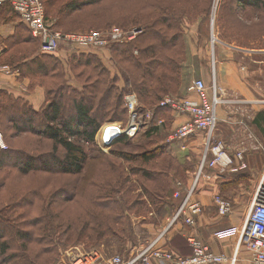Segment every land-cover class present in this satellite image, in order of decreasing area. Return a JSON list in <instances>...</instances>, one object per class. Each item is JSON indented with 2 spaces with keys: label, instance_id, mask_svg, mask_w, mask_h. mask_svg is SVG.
I'll return each instance as SVG.
<instances>
[{
  "label": "rangeland",
  "instance_id": "rangeland-1",
  "mask_svg": "<svg viewBox=\"0 0 264 264\" xmlns=\"http://www.w3.org/2000/svg\"><path fill=\"white\" fill-rule=\"evenodd\" d=\"M68 1L70 0H57V5L51 7L48 3L49 0H45L47 12L52 21L56 18V8L60 6V3ZM95 1L74 0V5H79L81 2L88 4L81 11L74 14L76 25L81 27L76 28L73 23L72 28H59L68 31L108 30L109 28L120 26L143 27L150 17L158 15L174 16L177 19L179 23L177 50L181 52L179 59H184L185 61L180 69L183 83L176 93L168 94V96L176 98L186 96L188 94L187 87L191 80L195 78H204L210 84L211 79L216 75L218 79L221 77L228 82V71L231 68L236 72L239 65H244V67L248 66L250 71L254 60L262 59L261 55L258 54L260 52L254 54V52L250 51L264 50V7L260 9L246 7L245 11L239 15L238 22L241 24L230 25L225 23L221 27V24L217 21L218 12L226 4L227 0H102L98 3ZM0 15V23L8 21L7 11L2 12ZM9 16L17 20V34H15V38L8 41L11 46L16 44V47L1 62L14 64L38 55V60L46 63V65L48 64L51 69L49 70V78L42 80L47 84V90L51 92L47 95V99L54 97V95H59L61 92L65 94L68 90H82L85 84L91 82L90 70L86 66L77 65L75 60L79 58L85 61L87 58L94 57L99 64L107 68L110 80L115 81L116 86L119 89H125L126 92L123 96L125 108L123 116L119 119H106L96 134L95 142L93 144L85 143V148L92 157L86 163L82 174L51 175L33 172L22 176L14 170L10 177L5 180L0 193V204L3 203L7 208L13 207L14 203L10 202V196L14 195V193L18 199L23 196L26 197L28 201L24 203L23 207L16 208L14 216L11 212L7 216L15 226L13 230L21 231L26 237L30 236L32 242L26 239L24 241H15L12 244L10 254L17 256L16 259L7 261L5 257L0 256V264H73V256L90 253L95 250L109 257L114 255L126 256L132 251L141 250L143 245H147V241L152 237L150 225L159 223L161 218L156 213L155 207L150 205L145 195L141 193V188L137 181L140 173L136 175L133 172H140L141 168H147L156 171L161 169L163 172L168 170V172L172 173L166 160L172 155L181 159L186 156L188 165L178 168V164L174 163L173 167L178 168L180 174L177 175V180L174 178L171 181L173 191L171 196L163 199L164 203L171 202L174 206L175 204L177 206L176 200H178L181 206L188 195L189 188L196 180L198 164L203 151V142L201 151L196 153L192 151L193 148L190 145L186 150H182L179 148L178 143L174 144L168 141V135L176 126L172 111L161 110L158 107L159 102L152 107L151 105L143 104L136 91L127 85L125 78L119 71V63L114 58L111 50H83L64 45L60 51L50 55L52 57H43L46 55L40 52L38 45L32 40L31 34L17 16L15 14H9ZM93 23H98L100 27L91 25ZM246 27L250 28L249 31ZM227 34L231 38L233 37L232 39L235 41L230 43L233 47L228 46L227 44L229 43L222 38ZM236 34H240V39L236 37ZM236 43L245 44L246 47L240 48ZM220 53L222 54L221 56ZM248 53H252V55ZM135 54H137V51H135ZM38 60L37 62H39ZM54 64L57 65L55 69H53ZM33 65L36 64L33 63ZM257 65H261L260 67L264 69V61ZM221 69H223V76H220ZM220 84L227 89L228 93L236 92L235 90H230L227 83L221 82ZM129 95L135 96L137 105L133 112L134 115H143L145 112L153 111L154 116L147 118L146 124L132 137L128 136L124 131L119 133V136H127L128 141L115 143L118 136L112 142L104 145L103 142L108 134L113 135L120 131L121 126L124 129L127 127L132 115L128 101V98L130 100L132 98L128 97ZM64 113L66 115L74 113L70 101L66 100ZM160 119L164 120V126L158 133H155L153 131L158 128L156 124ZM13 130V128L10 131L2 130L7 145L24 147L29 151L36 149L49 151L52 149V141L38 136L21 134L16 139L10 140ZM196 139L194 138V140ZM261 146L262 148L259 151L255 150V152L253 150L254 153H258L260 156L258 158L253 157L252 161H248L246 170L238 172L227 171L224 174H219L217 169H210L206 171L205 175L201 176V178L210 179L214 175L220 180L223 179L228 182V185H225L219 194L232 199L235 204L234 209L227 215H221L218 211L217 215L223 220L222 223H225L224 227L218 229H226L229 239H232L234 233L228 228V217L233 212H235V215L238 213L244 223L258 186L264 183V143ZM93 149L100 150L102 154L97 155L95 151H92ZM154 151L156 154H160L154 160L144 162L140 159L142 158V153H152ZM96 156L99 157L96 158ZM194 162H196L194 169L187 172L189 165ZM190 173H193L192 176L189 175ZM3 174L0 172V177ZM121 174H123L124 178H127L124 187L116 185V181ZM172 176L171 174V178ZM189 177H192L190 182L188 180L185 182ZM201 178H199L198 183L202 180ZM179 182H182V185H179ZM146 184L151 190L154 188L150 182ZM34 189L37 193L31 192ZM127 189H130L129 193H126ZM197 189L198 185L195 192ZM13 190L15 191L11 194ZM45 204H48L50 210H62L57 221L65 222L66 224L73 223V235H69L71 231L62 233L63 228L58 227L57 231L44 234L45 236L41 237L40 232L28 224V220L32 222L33 219L41 214ZM98 204L103 206L118 205L119 209H115V214L118 213L120 223L114 224L117 236L108 235L96 245L87 238H82L81 241H78L75 229L84 222H91L89 215L94 214L92 212H100ZM112 207L114 208V206ZM177 210H175L173 215ZM26 211H28V214L24 217L23 214ZM102 211L105 212V210ZM173 215L169 216L172 217ZM240 228L242 227L239 226ZM239 229L235 236L238 238L240 245L241 232H239ZM86 232L89 233L90 228ZM212 237L218 241L217 235L213 234ZM22 256H25V258L22 259Z\"/></svg>",
  "mask_w": 264,
  "mask_h": 264
},
{
  "label": "trees",
  "instance_id": "trees-1",
  "mask_svg": "<svg viewBox=\"0 0 264 264\" xmlns=\"http://www.w3.org/2000/svg\"><path fill=\"white\" fill-rule=\"evenodd\" d=\"M99 1L102 0H96L95 2L98 3ZM86 2L88 3V1ZM86 2H81L79 5H74V0L60 3V6L56 8V18L54 21L51 20L46 8L47 19L53 22V27L55 29H60L65 32L69 31L59 27L69 29L73 27V23L76 28L81 27L80 25H76L74 14L75 12L81 11L85 5H88ZM48 3L52 7L57 5V0H49ZM246 7L263 8L264 0H227L226 4L219 9L217 21L221 24V27L225 23L230 25L241 24L238 22L239 15L245 11ZM4 8L8 16L9 14H15L21 22L19 15L14 11L10 3H5L0 8V11ZM9 17L12 20L11 16ZM21 23L31 34L29 28L23 22ZM80 23L82 24V22ZM91 25L99 26L98 23H93ZM143 28V34L136 40L126 43H117L112 46L111 51L114 58H116L119 63V71L125 78L127 85L136 91L143 104L151 105L152 107L158 102L160 104L166 95L168 96V94L176 93L177 89L183 83L180 69L185 61L184 59H179L181 54V52L177 50L179 23L174 16L158 15L150 17ZM246 29L249 31L250 28L246 27ZM99 30L106 31L107 29ZM236 37L240 39V34H236ZM12 38L15 37L11 36L5 40L8 51L10 50L11 52L16 47V44L11 46V44L8 43ZM31 38L38 45L40 50L39 40L32 34ZM222 38L229 44L235 42L232 39L233 37L231 38L228 34L224 35ZM236 45L240 48L243 46L246 47V45L242 43H236ZM135 51H137V54H135ZM45 55L46 56L43 57H52L50 56L52 54ZM37 56L38 55L32 58L31 66L35 68V73L40 76V78H49V70L51 69L48 64L46 65V63L39 61ZM37 60L39 62H37ZM75 61L77 65L86 66L87 69L90 70L91 82L85 84L82 90L73 89L72 91L68 90L65 94L61 92L59 95H54V97L47 99V103H44L38 110L34 109L24 98L16 97L5 90H0V131H10V129L13 128L14 132L10 135V140L16 139L21 134H26L42 137L53 143L52 149L49 151H39L37 149L29 151L24 147L7 145V148H2L0 146V172L4 173L2 177H0V193L5 180L10 177V174L14 170L22 176L33 172L48 173L51 175L82 174L86 163L90 157H92L86 150L85 143L93 144L95 142L96 134L106 119H119L123 116L125 112L123 96L126 90L122 88L119 89L115 81L110 80L107 68L99 64L98 60L94 57L87 58L85 61L79 58ZM33 63L36 65H33ZM8 64H10L12 69L17 68L15 63ZM56 66L57 65L54 64L53 69H55ZM49 93H51L50 90H47V95ZM66 100L72 103L74 113L71 115H66L64 113V104ZM158 107L161 108V110H171L160 106ZM262 113L263 112L257 113L253 120L259 128L262 127V123L264 124ZM163 126L164 125L159 126L153 132L158 133ZM128 140L127 136L121 135L116 139L115 143ZM173 143H178L179 148H181V143L179 141ZM92 151H95L97 155L102 154L98 149H93ZM159 156L160 154H156L155 151L152 153L144 152L141 154L142 158L140 159L144 162H148ZM98 157L99 156H96V158ZM183 157L184 158L181 159L178 156L172 155L166 160L169 164L168 168L172 173L168 172V170L163 172L161 169L156 171L147 168H141L140 172H133V174L136 175L140 173L137 181L139 182L141 193L145 195L150 205L155 207L156 213L161 218L160 220H163L168 215H173L177 208L176 204L174 206L171 202L164 203L163 199L164 197H170L173 192L171 181L174 178L176 179L177 175L180 174L178 168L188 165L187 157ZM174 163L178 164V168L173 167ZM195 164L196 162L191 163L186 171L189 172L193 170ZM171 174L173 175L172 178ZM126 181L127 178H124L123 174H121L116 181V185L124 187ZM147 182H150L154 186L152 190L147 186ZM185 182H187V179ZM14 191L15 190H13L11 194H13ZM31 192L37 193L35 189ZM129 192L130 189H127L126 193ZM27 201L25 196L18 199L14 193V195L10 196V202L14 203L13 207L7 208L3 203L0 204V256L5 257L7 261L14 260L17 257L10 254L12 244L15 241H24L26 239L32 242L30 236L26 237L21 231L18 232L17 230H13L15 226L7 216L10 212L14 216L16 213L15 209L22 208ZM112 206H114V208ZM98 208L100 212H92L94 214L89 215V219L91 220L90 223L84 222L80 227L75 229L78 241H81L82 238H87L96 245L108 235L117 236L114 224L120 223L118 213L115 214V209L118 208V205L103 206L98 204ZM102 210H105V212ZM120 210L122 211L121 207ZM61 211L50 210L48 204H45L41 214L33 219L32 222L28 220V224L34 229L36 228L40 232L41 237H44V234L57 231L59 229L58 227L63 228L62 233L71 231L69 235H73V223L66 224L65 222L57 221L62 213ZM27 214L28 211L24 212V217H26ZM91 224L92 226H90ZM89 228L90 232L87 233L86 231ZM21 258L24 259L25 256Z\"/></svg>",
  "mask_w": 264,
  "mask_h": 264
},
{
  "label": "built area",
  "instance_id": "built-area-1",
  "mask_svg": "<svg viewBox=\"0 0 264 264\" xmlns=\"http://www.w3.org/2000/svg\"><path fill=\"white\" fill-rule=\"evenodd\" d=\"M5 3L11 4L21 22L39 40L40 52L43 54H55L64 45L83 50H111L113 45L134 41L144 32L142 26L112 27L106 31L65 32L55 29L53 22L47 19L44 0H0V8ZM1 72L12 73V68L9 64L0 63ZM187 92L188 94L181 98L166 96L159 106L171 109L174 117L181 118V121L168 135V141H179L181 149L186 150L188 142L192 138L202 137V141L204 140L205 148L199 160L196 180L189 188L184 202L170 219V224H172L183 217L186 224L196 226L197 217L202 211V204L200 201H193L192 196L199 178L205 175L209 169H217L219 174H224L227 171H244L248 168L247 151L261 147L252 131L247 132L246 139L240 138L234 148L228 147L223 140L217 139L215 133L219 125L218 109L226 108L234 109L235 112H244L251 110L256 103H264V98L250 100L240 96L237 92L228 93L227 89L218 82L216 75L213 76L210 84L204 78L191 80ZM128 97L132 98L131 100L128 98L132 110L129 123L125 129L121 126L120 131L107 138L103 142L104 145L112 142L122 131L132 137L146 124L147 118L154 116L153 111L145 112L143 115H134L133 112L137 105L135 96L129 95ZM247 118L252 119L250 114ZM241 124H246V122L243 121ZM161 125H164V120L160 119L156 126ZM247 140H252V142L248 143ZM0 146L7 148L4 134L1 131ZM179 185H182L181 182ZM214 201L221 215H227L234 209L235 204L230 198L217 194ZM162 237L163 234L159 235L138 252L126 256H111L109 262L110 264H151L155 259H164L176 264H222L229 260L226 255L213 251L209 244L194 233L187 235L193 251L190 256H183L161 247L159 244ZM241 242L252 253L251 264H264V183L258 186L252 199L241 228ZM99 256H101V252L97 250L73 256V264H96Z\"/></svg>",
  "mask_w": 264,
  "mask_h": 264
},
{
  "label": "crops",
  "instance_id": "crops-1",
  "mask_svg": "<svg viewBox=\"0 0 264 264\" xmlns=\"http://www.w3.org/2000/svg\"><path fill=\"white\" fill-rule=\"evenodd\" d=\"M2 12H6V9H2L0 14ZM16 23L17 20H11L10 17L7 22L0 23V62L3 61L4 57L9 55L11 52L10 50V52L8 51L5 40L11 36H15ZM250 52H254V54L260 52L258 54L262 57L260 60H254V64H252L250 71L248 66L244 67V65H239L236 72L235 70H232V68L228 71V82L224 81L221 77H219V79L218 76L216 77L219 83H227L230 90H235L247 99L256 100L264 98V77L262 78V76H264V69L260 67L261 65H257L264 61V50H255ZM248 54L252 55V53ZM221 55L222 54L220 53V56ZM60 58L62 57L60 56ZM31 61L32 58H27L16 62L15 66H17V68L12 69V73L1 72L0 90H5L16 97L24 98L34 109L38 110L44 105L47 99V84L45 81H42L44 79L36 75L35 68L31 66ZM1 63L8 64L7 62ZM221 75L223 76V69H221L220 76ZM251 78L252 80H250ZM259 112H263L262 116L264 117V103H256L251 110H245L244 112H235L234 109L219 108V125L215 133L216 138L223 140L228 147L234 148L237 146L240 138L244 137V139H246L247 132L252 131L261 146L262 143H264V124L262 123V127L259 128L253 122L255 116ZM249 114L252 119L247 118ZM174 118V123L177 125L181 121V118L178 116ZM243 121L246 122V124H241ZM195 138L197 139L194 140L192 138V140H189L190 143L188 142V146L190 145V147L193 148L192 151L199 153L202 147L201 144L204 140L202 141V137ZM247 142L250 143L252 140H247ZM204 148L205 145H203V151ZM261 148L262 146L258 149L248 150L246 153L247 161H252L253 157L258 158L260 155H258V153H254L253 150L259 151ZM192 174L193 173H190L189 175L192 176ZM213 176L214 175H212L210 179L202 177V180L200 179L201 181L197 184V191L192 196L193 201L197 200L202 204V211L197 217L196 226H189L186 224L183 217H180L174 221V223L170 224L171 216L168 215L163 220H160L159 223H152L150 225L152 237L147 242L149 243L159 235L163 234L162 240L159 244L161 247L183 256H190L193 251L188 242L187 235L194 233L203 239L204 242L209 244L213 251L218 254H224L229 258L228 262L222 264H251L252 253L242 244V242L239 245L238 238L235 236L239 226L242 227L243 224V219L241 220L238 213L235 215V212H233V214L227 219L230 226H228V228L234 233L232 239H229L226 229H218L224 227L223 225L225 223H222L223 220H221V217L217 215L218 208L214 203V198L221 192L225 185H228V182ZM191 179L192 177L187 178L188 182H190ZM176 201L177 206H180V201ZM239 232H241V228L239 229ZM213 234L218 236V241L212 237ZM136 252H138V250ZM131 253H134V251ZM110 257L104 256L103 253H101V256H99L96 264H110ZM151 264L176 263L164 259H155Z\"/></svg>",
  "mask_w": 264,
  "mask_h": 264
},
{
  "label": "bare ground",
  "instance_id": "bare-ground-1",
  "mask_svg": "<svg viewBox=\"0 0 264 264\" xmlns=\"http://www.w3.org/2000/svg\"><path fill=\"white\" fill-rule=\"evenodd\" d=\"M112 134H108L106 137H105V140L108 138V137H110Z\"/></svg>",
  "mask_w": 264,
  "mask_h": 264
},
{
  "label": "water",
  "instance_id": "water-1",
  "mask_svg": "<svg viewBox=\"0 0 264 264\" xmlns=\"http://www.w3.org/2000/svg\"><path fill=\"white\" fill-rule=\"evenodd\" d=\"M214 37V36H213ZM228 46H230V47H233L232 45H230V44H227Z\"/></svg>",
  "mask_w": 264,
  "mask_h": 264
}]
</instances>
